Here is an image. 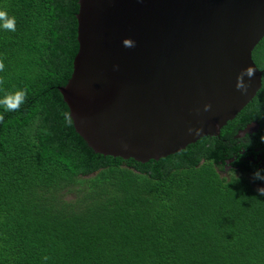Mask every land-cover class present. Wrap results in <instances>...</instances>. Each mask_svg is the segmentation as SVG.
Returning a JSON list of instances; mask_svg holds the SVG:
<instances>
[{
    "label": "trees",
    "instance_id": "16d2710c",
    "mask_svg": "<svg viewBox=\"0 0 264 264\" xmlns=\"http://www.w3.org/2000/svg\"><path fill=\"white\" fill-rule=\"evenodd\" d=\"M78 2L0 0L16 17V31L0 27V99L27 90L18 111L0 106V264H264V180L253 179L264 167L242 160L264 135L233 140L264 123V85L221 139L144 164L96 154L65 126L58 90L79 48ZM253 59L264 68V40Z\"/></svg>",
    "mask_w": 264,
    "mask_h": 264
},
{
    "label": "water",
    "instance_id": "95a60500",
    "mask_svg": "<svg viewBox=\"0 0 264 264\" xmlns=\"http://www.w3.org/2000/svg\"><path fill=\"white\" fill-rule=\"evenodd\" d=\"M78 52L58 90L96 153L158 161L221 130L257 97L264 0H79ZM132 39L135 47L124 46ZM256 69L243 94L237 77ZM211 105L205 111V105ZM203 128L200 136L189 129Z\"/></svg>",
    "mask_w": 264,
    "mask_h": 264
},
{
    "label": "clouds",
    "instance_id": "9594fccd",
    "mask_svg": "<svg viewBox=\"0 0 264 264\" xmlns=\"http://www.w3.org/2000/svg\"><path fill=\"white\" fill-rule=\"evenodd\" d=\"M0 27H2L4 30L8 31H16V17L15 16H9L7 10H0ZM123 44L127 48H133L135 47V42L132 39H125L123 41ZM4 70V63L3 60L0 59V71ZM256 69L253 67H248L240 72V74L237 77V84L236 88L238 91L242 92L243 94H246L248 92V88L250 87L249 83L245 82V77H248L249 80H251L252 77L255 75ZM4 84L3 78H0V85ZM27 98V90H17L14 93H6L5 96L0 99V106H2L5 111H18L20 106L26 101ZM211 105H205L204 110L210 111ZM64 124L67 127H71L73 123L75 122L73 114L71 111H65L61 113ZM4 122V116L0 115V123ZM45 134H48V130H43ZM189 134H195L196 136H200L203 132V128H197L192 129L190 128ZM264 139V138H262ZM262 172H264V169L257 170L253 173V179L254 180H264V175H262ZM258 193L262 196H264V187L257 189ZM43 259L47 261L49 259L48 256H44Z\"/></svg>",
    "mask_w": 264,
    "mask_h": 264
},
{
    "label": "flooded vegetation",
    "instance_id": "af4514ba",
    "mask_svg": "<svg viewBox=\"0 0 264 264\" xmlns=\"http://www.w3.org/2000/svg\"><path fill=\"white\" fill-rule=\"evenodd\" d=\"M258 69L262 72V87L261 90L259 91V93H257V97L259 94L262 93L263 91V85H264V68H259ZM226 127V126H225ZM262 128H264V123L258 122V121H252L249 122L245 127H243L242 129H240L234 136L233 140L236 141L234 143V147L236 146V144H242L249 141V139L247 138V134L251 137L250 140H254V135L257 136H263L264 132H262ZM221 132L219 133V136H212V137H206L203 138V140H211V138H218L221 139ZM223 142H226L227 144L230 143V139H222ZM200 141V140H199ZM259 142H255V145L252 144V153L249 154L248 156L244 157L242 160L243 161H251L252 163H254L256 166L258 167H264V150L262 149L261 146H258ZM242 150L239 152V154L241 156H244L246 154L249 153V150L245 149V148H241ZM236 161V157L235 158H231L229 160H226V163H233ZM224 170L219 171L221 173V176L223 177H228L229 174H231V167L229 168L228 166H224ZM258 188L264 187V185L262 183H259L257 185Z\"/></svg>",
    "mask_w": 264,
    "mask_h": 264
},
{
    "label": "rangeland",
    "instance_id": "374dc122",
    "mask_svg": "<svg viewBox=\"0 0 264 264\" xmlns=\"http://www.w3.org/2000/svg\"><path fill=\"white\" fill-rule=\"evenodd\" d=\"M257 189H258V188H257ZM257 189H256V190H257Z\"/></svg>",
    "mask_w": 264,
    "mask_h": 264
}]
</instances>
